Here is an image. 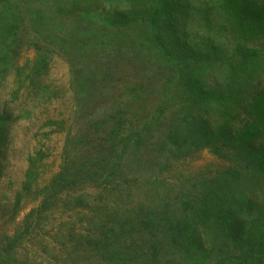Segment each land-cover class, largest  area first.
Masks as SVG:
<instances>
[{
	"label": "trees",
	"instance_id": "trees-1",
	"mask_svg": "<svg viewBox=\"0 0 264 264\" xmlns=\"http://www.w3.org/2000/svg\"><path fill=\"white\" fill-rule=\"evenodd\" d=\"M22 44L33 48L35 56L20 65L16 53ZM53 54L70 63L72 73L88 91L86 101L80 99L81 108L91 105L99 110L98 117L86 119L112 123L107 137H114L107 147L111 152L119 147L124 153L134 151V145L144 140L143 130L151 123L167 121L164 106L170 115L179 117L173 123L191 125L188 130L169 126L161 141L169 147L168 153L184 156L212 145L219 153L225 150L239 156L244 161L242 170L251 176L264 173V146L252 142L255 135H264V83L260 78L264 0H0V79L14 70L21 85H42L40 79ZM213 112L226 117L221 123H245L252 115L257 119L247 120L245 128L233 133L223 128L214 131L207 127ZM143 120L144 126L133 124ZM9 122L7 110L0 108V161ZM120 129L126 135L117 143ZM213 139L216 142L211 143ZM106 150H99L84 164L92 177L99 174ZM36 162L30 159L26 171V194L37 176ZM241 176L240 187L248 182L246 175ZM69 178H74L70 167H63L38 191L46 197L43 205L56 197L60 187L70 186ZM24 194L18 193L16 208ZM163 199L146 209L139 221L142 245L133 253L131 236L118 246L113 242L107 250L118 259L109 264H142L143 258L149 264H189L194 255H207L197 249L200 231L192 230L193 217L203 218L201 213L193 215L194 202ZM218 222L225 237L242 241L237 244L252 243L250 252L264 242L256 222L246 228L261 233L253 242L238 235L240 223H233L228 211L221 212ZM120 224L122 230L125 223ZM159 234L171 237L174 257L163 254ZM117 235L122 233L117 231ZM133 255L141 260H132Z\"/></svg>",
	"mask_w": 264,
	"mask_h": 264
},
{
	"label": "rangeland",
	"instance_id": "rangeland-1",
	"mask_svg": "<svg viewBox=\"0 0 264 264\" xmlns=\"http://www.w3.org/2000/svg\"><path fill=\"white\" fill-rule=\"evenodd\" d=\"M16 56L22 65L35 56V50L22 44ZM260 71L264 83V67ZM72 72L67 60L53 54L40 79L44 86L38 84L39 78L34 85H21L14 70L0 79V108L10 115L9 137L0 161V264L115 262L118 257L107 249L113 242L118 246L131 236L134 253L142 245L144 232L138 227L143 213L150 206L163 203V198L178 203L191 200L195 206L193 215H203L204 219L193 217L191 221L192 230L200 231L197 249L207 255H194L191 261L185 257L189 264H264V242L257 243V252H250L252 243L237 244L242 241L236 243L225 237L218 226L221 212L228 211L231 221L240 223L238 235L245 241L253 242L262 231L264 234V173L251 176L249 171L242 170L244 161L239 156L225 150L219 153L212 145L184 156L168 153V146L161 141L169 126L188 130L191 125L173 123L179 117L170 115L164 106L162 112L167 121L151 123L149 129L143 130L144 140L134 145V151L124 153L119 147L111 152L107 147L114 137H107L112 123H91L86 119L91 115L98 117L99 110L91 105L81 108L80 99L86 101L89 94ZM161 99L164 101V96ZM222 118L226 119L213 112L207 127L233 133L245 128L247 120L257 119L252 115L245 123H221ZM144 121L133 124L144 126ZM125 135V129H120L115 137L117 143ZM252 142L264 146V135H255ZM99 150H106L107 154L101 159L99 174L92 177L84 164ZM34 158L37 176L26 194V171ZM67 166L74 177L69 178L70 186L60 187L56 197L43 205L46 197L38 195V191ZM241 175H246L248 182L240 187ZM19 192L25 194L16 208ZM79 195L83 196L79 199ZM121 222L125 223L122 230ZM251 222L262 228L259 235L256 230L246 229ZM131 223H135L133 228ZM110 224L115 227H109ZM117 231L122 235H117ZM159 237L165 257H174L171 237ZM185 250L182 247V253ZM135 259L140 261L141 257L133 255L132 260ZM147 260L143 258L142 264Z\"/></svg>",
	"mask_w": 264,
	"mask_h": 264
}]
</instances>
